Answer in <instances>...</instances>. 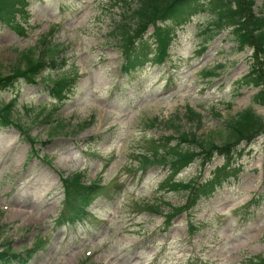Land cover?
Here are the masks:
<instances>
[{
  "label": "rangeland",
  "instance_id": "rangeland-1",
  "mask_svg": "<svg viewBox=\"0 0 264 264\" xmlns=\"http://www.w3.org/2000/svg\"><path fill=\"white\" fill-rule=\"evenodd\" d=\"M127 5L33 0L24 37L0 24V75H10L22 54L44 37L63 49L64 61L62 68L44 71L37 84L21 80L0 92V106L14 102V120L37 140L38 150L32 153L15 126L0 128L4 242L17 253L34 250L28 264H259L264 258V136L242 143L230 164L234 176L170 223L150 210L156 204L165 213L184 207L188 193L162 191L168 167L142 170L135 160L152 139L170 137L180 149L200 152L196 143L182 142V135L220 145L227 119L248 108L264 117V106L254 104L261 88L243 82L255 52L241 51L229 30L207 40L202 31L213 18L208 6L190 23L173 26L169 62L125 76L113 34ZM255 10L264 14V0H256ZM149 43L155 47L152 37ZM207 70L218 76L204 77ZM72 74L75 86L58 105L47 85ZM189 107L202 115L200 123L189 116ZM48 114L64 125L58 134L51 135L52 126L44 122ZM225 163L219 155L206 167L196 162L177 180L204 182ZM80 172L86 185L97 181L104 190L84 221L68 225L61 179Z\"/></svg>",
  "mask_w": 264,
  "mask_h": 264
},
{
  "label": "trees",
  "instance_id": "trees-1",
  "mask_svg": "<svg viewBox=\"0 0 264 264\" xmlns=\"http://www.w3.org/2000/svg\"><path fill=\"white\" fill-rule=\"evenodd\" d=\"M31 1L0 0V23L6 24L24 37L28 31ZM118 1L129 4L124 11L123 21L118 24L113 34L118 40V47L123 57L121 69L123 75L131 76L149 64L165 65L169 62L174 41V27L190 23L195 16L208 12L207 8L210 6L213 18L208 19L210 25H206L207 28L202 31L203 36L211 40L229 30L241 51L250 48L255 52L251 56L250 72L244 77L243 82L246 86L253 85L261 88L254 96V104L264 106V14L256 13V0ZM151 27L153 33L147 36ZM150 37L155 41V47L149 43ZM202 49L206 50L205 47ZM62 50L60 46L49 44L48 38L44 37L38 47L22 54L10 75H0V92L14 88L21 80L29 84H37V79L43 75L44 71L62 68L64 65L61 57ZM76 76L75 74L66 75L54 82H49L47 89L56 104L60 105L68 100L75 86ZM204 76L209 78L218 74L215 71H205ZM13 112L14 102L0 106V128L15 126L30 142L32 153L38 154L37 140L14 120ZM187 112L193 120L201 122L200 113L192 108H187ZM44 122L52 126L51 135L58 134L64 127L63 124L54 121L51 114L44 117ZM221 132L223 141L220 145L215 144L214 141L199 142L196 135H182V142L196 143L201 148L200 152L182 150L178 144L173 145L170 137H166L160 140L152 139L148 142L150 145L148 150H139L135 154L138 168L142 170L156 165L168 167V175L159 186L162 191L188 193L186 206L171 208L172 212L164 213L161 210L162 205L156 204L150 212L164 214L166 222L170 223L174 216L191 211L200 200L212 197L234 176L236 170H231L230 164L234 156L238 154L241 144H249L255 138L264 136V117L257 114L253 108L245 109L227 119ZM217 155L222 156L226 163L223 167L215 168L210 179L204 182H201L200 178L190 181L177 180V176L185 168L196 162L206 167ZM84 180L82 173L64 176L61 179L66 205L63 220L69 225L84 221V218L88 216V208L104 190L99 182L92 181L86 185ZM190 229L193 230L194 227ZM2 236V228H0V264L15 262L28 264L34 251L29 250L25 254H18L13 250L12 244L2 240ZM258 260L259 264H264V258L259 257Z\"/></svg>",
  "mask_w": 264,
  "mask_h": 264
}]
</instances>
